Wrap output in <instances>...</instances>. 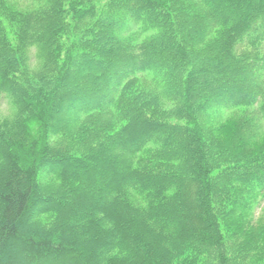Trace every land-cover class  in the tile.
<instances>
[{
    "label": "trees",
    "instance_id": "obj_1",
    "mask_svg": "<svg viewBox=\"0 0 264 264\" xmlns=\"http://www.w3.org/2000/svg\"><path fill=\"white\" fill-rule=\"evenodd\" d=\"M25 1L0 264H264V0Z\"/></svg>",
    "mask_w": 264,
    "mask_h": 264
},
{
    "label": "rangeland",
    "instance_id": "obj_2",
    "mask_svg": "<svg viewBox=\"0 0 264 264\" xmlns=\"http://www.w3.org/2000/svg\"><path fill=\"white\" fill-rule=\"evenodd\" d=\"M12 1H16V0H12ZM20 4L25 5L28 2L25 0H18ZM14 112V108L11 107L6 100H2L0 103V115L4 116V117H10L13 115ZM59 116H56L54 120H58Z\"/></svg>",
    "mask_w": 264,
    "mask_h": 264
}]
</instances>
